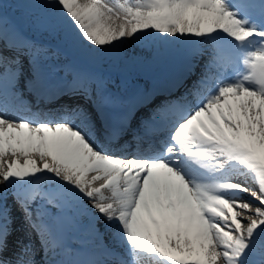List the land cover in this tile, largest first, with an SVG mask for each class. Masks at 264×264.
I'll return each instance as SVG.
<instances>
[{"label": "snow or ice", "instance_id": "6c2138e0", "mask_svg": "<svg viewBox=\"0 0 264 264\" xmlns=\"http://www.w3.org/2000/svg\"><path fill=\"white\" fill-rule=\"evenodd\" d=\"M38 7L44 27L85 55L114 52L129 39H195L181 84L196 76L205 53L208 60L180 96L137 122L132 151L121 139L135 114L113 110L117 100L102 80L76 71L54 81L44 64L49 50L0 20V264H35L27 247L15 260L4 257L13 205L53 256L67 251L70 224L91 243L83 259L47 264H129L121 253L131 264H242L250 248L264 249L257 231L264 31L246 27L224 0H40ZM254 38L253 50H237ZM241 59L248 71L232 80ZM25 90L49 100L82 97L89 106L33 112ZM244 192L259 205L239 204ZM237 207L250 212L247 223Z\"/></svg>", "mask_w": 264, "mask_h": 264}, {"label": "bare ground", "instance_id": "6f19581e", "mask_svg": "<svg viewBox=\"0 0 264 264\" xmlns=\"http://www.w3.org/2000/svg\"><path fill=\"white\" fill-rule=\"evenodd\" d=\"M181 40L182 39L177 40L175 38H169L167 40V43H180ZM128 42H129V40H128ZM123 45L119 48L120 50L118 49V50H116L114 52L99 53L97 55L99 57H101L102 62H105L106 58H108V60L110 58H114L115 59V58H118V56H120V55H122L123 58H126L129 55H131V53L127 49L121 50ZM188 80H190V78H187V80H185L184 82H187ZM184 91H182V87H179L177 92H174L172 94L174 96V99L176 97L180 96ZM172 95H169L167 97L171 98V97H173ZM164 103H166V101L164 99H161V98L157 97L156 105H161V104H164ZM62 105H70V104L63 102ZM148 113H150V110L148 111ZM29 115H30V113L24 114V116H29ZM33 158L38 159V157H33ZM5 160L6 161H12V160H14V158L11 157V156H8V157H5ZM21 163H23V158L22 157H21ZM237 179H243V177H237ZM2 186L3 185L0 184V187H2ZM254 187H256L257 190H258V186H254ZM105 194H106V192H105ZM249 201L252 202L253 206H258L259 205V202H257V200L254 199V197H252L250 195V193H248V192H245V193L241 194V199H240V201L238 203L242 204L244 202H249ZM14 207L16 209L13 211L12 214L15 217V221H14L15 224L14 225H15L16 228H14V229L12 228L11 235H9V237H8V248H7V251L4 252V257L6 259L15 260L21 254L22 249L24 247H27L31 251L28 252L25 257H27V256L33 257L31 252L32 253L34 252L35 258H41V257H39L36 254V252L39 251V247H41V244L39 246H38V244L36 245V240H38V237L35 235V233L32 232L31 228L29 227V224L25 223L24 226L26 228V233H28V236L29 235L32 236V241L31 240H27L25 238L26 235L24 234V231L21 232V230H22L21 229L22 222L23 221L26 222L25 218H24V215H23V212L20 213L17 210V208H18L17 206L14 205ZM90 207H91V205H90ZM235 210L237 212L241 213V216H239L238 219H241V220H243L244 223H247L246 217H247V215L250 214V212L248 210H244L242 207H237ZM18 214L20 215L19 217L17 216ZM76 231L79 232L78 230H76ZM257 231H258V234L260 236H264V225H261L260 229H258ZM34 236H36V237H34ZM80 239L82 240V236H75V244L77 246V249H79L81 251V255L84 256L86 254H85L84 249H83L82 241H78ZM84 240L85 239H83V241ZM41 255H44V249H42V247H41ZM83 258L84 257H81L80 255H78V259H83ZM128 259L130 261L132 260L131 257H128ZM250 262H251V264H264V249H261L259 246L250 248V250L248 251L247 255L243 258L242 264H250ZM35 264H41L40 260L36 259Z\"/></svg>", "mask_w": 264, "mask_h": 264}, {"label": "rangeland", "instance_id": "374dc122", "mask_svg": "<svg viewBox=\"0 0 264 264\" xmlns=\"http://www.w3.org/2000/svg\"><path fill=\"white\" fill-rule=\"evenodd\" d=\"M151 31V30H149ZM145 48V50H143V48ZM127 49L131 55H129L128 58H136V56L139 57H148L152 51H148V49L146 48V41L144 42H137L134 40L129 39L125 41L123 47L121 48V50ZM120 50V49H119ZM25 224L22 222V226H21V232L24 231V234L26 235L25 238L27 240H31L32 241V236H27L28 233H26V228L24 226ZM24 229V230H23ZM37 254V253H36Z\"/></svg>", "mask_w": 264, "mask_h": 264}]
</instances>
